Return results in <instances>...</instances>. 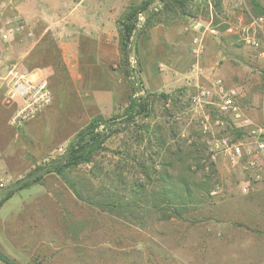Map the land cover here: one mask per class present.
Listing matches in <instances>:
<instances>
[{
    "label": "rangeland",
    "instance_id": "374dc122",
    "mask_svg": "<svg viewBox=\"0 0 264 264\" xmlns=\"http://www.w3.org/2000/svg\"><path fill=\"white\" fill-rule=\"evenodd\" d=\"M145 1L149 4L142 8ZM186 1L183 8L162 14L161 0H131L123 14L141 10L145 24L125 49L120 44L117 71L109 77L96 67L81 72L79 78H65L59 72L50 77L46 66L57 52L45 36L39 37L40 25H31V35L0 41V193L32 176L40 180L19 191L39 187L50 193L37 196L34 203L40 202L41 207L31 204L28 222L24 215L18 219L21 227L14 242L17 249L25 250L29 263L9 258L0 245V251L15 264H264V172H243L225 154H219L214 164L219 194L189 210V222H163L148 214L143 224L137 218L128 220L79 200L55 172L45 173L92 118L101 115L99 129L108 130L127 119L125 108L138 96L151 99L150 116L113 132L94 163L121 174L124 186L140 174V163H158L168 146L184 150L196 144L203 157L200 163L208 171L213 138L228 132L233 139L248 141L250 131L263 126L264 38L251 24L247 10L256 15L249 1L218 0V7L217 0ZM260 3L264 7V0ZM193 22H209L217 30L214 35L205 32V51L196 72H192L195 59L190 52ZM228 26L234 32H226ZM247 34L257 38L258 46L243 40ZM14 65L40 68L54 96L53 104L19 129L9 122L18 101L8 105L5 94L4 77ZM216 78L237 88L239 117L219 113L215 98L191 101L197 85ZM4 105L7 110H2ZM204 116L220 118L224 125L203 133L200 121ZM143 125H148L147 133ZM153 129L163 136V149L152 137L148 142ZM90 166L81 164L72 175L91 177ZM103 179L94 177L93 185L98 187ZM114 185L117 192L126 191L118 181Z\"/></svg>",
    "mask_w": 264,
    "mask_h": 264
},
{
    "label": "trees",
    "instance_id": "16d2710c",
    "mask_svg": "<svg viewBox=\"0 0 264 264\" xmlns=\"http://www.w3.org/2000/svg\"><path fill=\"white\" fill-rule=\"evenodd\" d=\"M248 1L256 16L264 15V7L260 0ZM216 3L218 7L219 1L217 0ZM148 4L149 2L145 1L141 6L147 8ZM186 4V0H161L159 13L168 14L177 7L183 8ZM136 12L132 10L125 13L118 20L120 44L123 49L130 42L134 28L133 18ZM150 25V20H147L145 26L149 27ZM125 112L127 119L110 125L113 128L110 127L108 130L107 128L105 130L99 129L103 122L101 115L92 118L85 127L74 135L65 154L59 160L54 161V165L53 163L50 164L45 173L55 172L68 184L74 196L79 200L89 202L102 210L121 215L131 221L137 218L140 220L138 223L143 224L146 214L155 215L158 221L163 222L172 219L183 222L191 221L190 217L187 216L189 210L193 209L194 206L204 205L207 201L211 202L210 191L215 186L214 176L216 174V169L212 163L209 164L208 171L204 170L205 165L200 163L203 158L201 149L196 144L187 145L184 150L179 145L173 148L171 146L164 148L163 136H158L160 132L153 129L147 140L150 143V137H152L156 140L159 149L164 148L160 158L158 157L159 162L155 164L152 161L148 166L140 163V174L125 186L121 174L118 175L114 171L94 164L96 155L105 150L104 142L113 132L133 126L137 123V119L142 121L150 116L151 99L147 95L130 99ZM142 127L147 133L148 125ZM143 139L144 136L139 138L140 141ZM81 164L91 165L89 170L92 174L91 177L72 175V171ZM193 165L197 167L195 170H192ZM99 175L104 179L96 187L93 185L92 179L98 178ZM32 177L14 189L2 191L0 193V207L14 192L40 180V177ZM105 180L108 185H106ZM116 181L122 184L123 186L120 185L121 188L126 191L117 192L114 185ZM20 182L21 180L17 183ZM0 257L10 264H15L1 251Z\"/></svg>",
    "mask_w": 264,
    "mask_h": 264
},
{
    "label": "crops",
    "instance_id": "0c3cea01",
    "mask_svg": "<svg viewBox=\"0 0 264 264\" xmlns=\"http://www.w3.org/2000/svg\"><path fill=\"white\" fill-rule=\"evenodd\" d=\"M15 1L16 9L29 20L32 27L41 26L39 37L45 36V41L55 47L57 55L47 64L45 71L50 77L58 76L59 72L65 78H79L81 72L88 73L95 67L104 72L106 77L112 76L113 72L117 71L115 67L119 59L120 46L118 20L125 14L123 12L131 0ZM52 102H54L53 94L50 104H53ZM7 103L11 105L12 102L7 101ZM1 108L7 110L8 107L4 105ZM30 118L26 123L31 120ZM1 159L3 155L0 150ZM16 192L0 207V210H3L0 211V245L3 248L1 250L9 258L29 263L30 257L24 252L25 250L17 249L14 242L21 227L18 219L19 216L24 215L27 216L26 222H28L31 204L41 207L40 202L34 203L37 196H50V193L39 187Z\"/></svg>",
    "mask_w": 264,
    "mask_h": 264
},
{
    "label": "built area",
    "instance_id": "2783aa9c",
    "mask_svg": "<svg viewBox=\"0 0 264 264\" xmlns=\"http://www.w3.org/2000/svg\"><path fill=\"white\" fill-rule=\"evenodd\" d=\"M15 0L0 1V41L8 42L20 35H31V24L16 9ZM254 29L260 32L264 38V16H254L247 10ZM134 28L132 35L141 30L145 24L144 12L139 10L134 15ZM193 31L190 52L195 63L192 72L198 71V59L205 51V32L214 35L217 33L209 22L203 25L199 22L191 24ZM226 32H234L232 26L225 29ZM243 40L251 45L258 46L256 37L248 34ZM6 98L7 101L17 100L18 107L10 117V124L19 129L26 121L36 113L45 109L52 101V93L48 80L40 69H28L12 66L6 76ZM215 98L218 101L217 110L222 115H233L239 117V106L237 104L238 90L234 86H227L221 78L214 79L210 84L197 85L196 93L191 96L193 103L201 99ZM224 121L220 118L209 119L204 116L200 121L203 133H212V127L223 126ZM248 141L233 139L228 132H222L219 138H213L209 142V164H215L219 154L229 157L231 163L238 164L243 172H264V124L257 129H252ZM207 168V166H206ZM1 185V184H0ZM220 187L216 185L210 191V195L219 194ZM246 191L247 187H243Z\"/></svg>",
    "mask_w": 264,
    "mask_h": 264
},
{
    "label": "water",
    "instance_id": "95a60500",
    "mask_svg": "<svg viewBox=\"0 0 264 264\" xmlns=\"http://www.w3.org/2000/svg\"><path fill=\"white\" fill-rule=\"evenodd\" d=\"M164 1H165V0H164ZM22 182H23V180H22L19 184L15 185V186H12V187H9V188H7V189H14V188L18 187ZM7 189H6V190H7ZM0 264H10V263L4 261V260L0 257Z\"/></svg>",
    "mask_w": 264,
    "mask_h": 264
}]
</instances>
